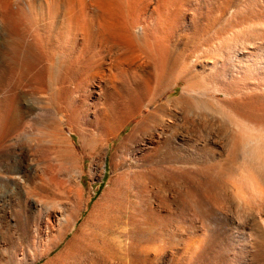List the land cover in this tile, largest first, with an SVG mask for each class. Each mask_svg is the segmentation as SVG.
Returning <instances> with one entry per match:
<instances>
[{"label":"rangeland","instance_id":"374dc122","mask_svg":"<svg viewBox=\"0 0 264 264\" xmlns=\"http://www.w3.org/2000/svg\"><path fill=\"white\" fill-rule=\"evenodd\" d=\"M48 1L16 0L15 4L25 7L26 2H33L39 8L41 24L45 26L49 22ZM103 1H74L76 14L82 17L84 13L87 15L92 35L99 32V22L108 13H111L113 21L127 23V0ZM64 7L65 3L61 4L56 12L59 17L55 18L56 26L51 30L54 35L66 29L63 27L66 24L61 23ZM16 8L15 5L14 10ZM17 32L14 29L13 36ZM116 32L118 36L110 38L111 41L105 39L106 35L100 36L102 39L91 40L88 53L97 58L94 65L84 67V63L81 64L80 68L85 69L84 74L64 84L65 93L62 94L61 103H71L75 125L56 117L52 110L45 112L42 106L48 105L47 96L31 93L27 86H24L25 89L21 86L24 90L19 87L21 99L17 103L11 101L5 110L6 123L3 127L0 124V264H135L136 261V264H144L146 252L157 256L153 264H192L193 243L196 241L203 245L218 232L221 220L213 211L216 208L225 212L223 207L228 204L216 179L226 176L222 174V159L226 155L225 150H228L226 134L225 137L222 133L218 135L219 145L209 144L213 145L212 149L216 148L213 151L215 157L209 163H201L200 153L190 155L182 152L177 156L165 148L160 150L161 153L147 157V153L140 151L138 142L149 129H134L148 112L145 109L136 118H131L129 123H124L122 130L108 137V142L101 149L103 170L98 174L90 172L93 169L92 160L83 152L78 131L89 132L94 127L123 86L132 84L138 78L141 62L146 60L149 65L153 63L137 44H127L124 29L117 27ZM8 33L0 19L1 70L10 55L6 43ZM72 38L75 50H81L82 32H77ZM12 80L14 86L15 79ZM180 91L181 86L177 85L159 101L154 119L156 122H150L152 130L158 131L160 121L170 119L174 108L166 102L178 97ZM199 109L195 106L193 112H199ZM56 118H59V122ZM44 124L49 128L59 124L60 131L44 134ZM178 133L179 136L185 134L182 131ZM193 134L199 140V133ZM225 146L227 149H224ZM22 147L30 153L31 169L27 176L9 175L5 170L10 157ZM221 205L225 210H219ZM222 239L223 252H228L226 257H210L205 264H247L244 243L228 242L224 236ZM227 244L237 250L232 252ZM177 259L180 261L177 262Z\"/></svg>","mask_w":264,"mask_h":264},{"label":"bare ground","instance_id":"6f19581e","mask_svg":"<svg viewBox=\"0 0 264 264\" xmlns=\"http://www.w3.org/2000/svg\"><path fill=\"white\" fill-rule=\"evenodd\" d=\"M74 1H48L49 22L45 29L39 8L33 2H26L25 8L15 4L16 0H0V19L9 31L6 43L10 48L9 59L4 60L0 69L1 126L6 123L5 110L10 102L17 103L21 99L18 90L21 86H27L31 93L46 95L49 103L42 106L44 111L52 110L56 117L75 125L71 103H61L64 84L84 74L85 65H94L97 58L88 53L91 40L102 39L105 35V39H115L119 34L116 28L124 29L127 44H137L153 63L141 62L138 78L123 86L94 127L86 131L88 133L78 131L83 152L92 160L90 172L98 174L103 170L101 149L108 137L122 130L124 123H129L145 109L148 112L134 129H149L138 142L140 151L147 153V157L165 148L177 156L182 152L200 153L201 163L208 162L214 159L216 149L209 144L219 145L218 135L226 134L228 150L222 159V174L226 176L215 180L220 182L219 188L228 204L223 207L226 210L222 205L219 208L225 212L216 208L213 211L221 220L218 232L203 245L196 241L191 243L192 264H205L210 257L227 255L222 249L223 236L228 242L244 243L247 264H264V0H127V23L113 21L108 13L99 22L100 30L95 35L90 31L87 15H77ZM63 2L65 10L61 23L66 24L63 26L66 29L54 35L51 30L56 26L55 18L59 17L56 12ZM14 29L16 32L18 29L16 36L12 34ZM77 32L84 35L83 47L78 51L71 41ZM83 63L84 67L80 68ZM12 79H15L14 86ZM177 85L181 86L180 95L166 102L174 108L173 114L169 120L158 122L159 128L154 125L158 131L152 130L151 121L156 122L159 101ZM195 106L200 107L199 112H193ZM56 119L59 122V118ZM48 126L43 125L44 134L60 131L59 124L53 128ZM179 131L185 134L179 136ZM194 132L199 133V140ZM29 155L25 147L19 152L15 150L5 171L9 175L27 176L32 161ZM233 248L230 247L232 252L237 250ZM144 254V262L153 264L157 256Z\"/></svg>","mask_w":264,"mask_h":264}]
</instances>
